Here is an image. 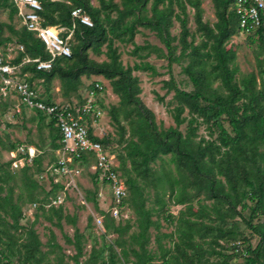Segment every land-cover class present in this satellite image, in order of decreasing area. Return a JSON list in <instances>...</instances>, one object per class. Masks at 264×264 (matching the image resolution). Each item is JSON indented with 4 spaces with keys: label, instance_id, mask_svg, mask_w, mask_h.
<instances>
[{
    "label": "trees",
    "instance_id": "16d2710c",
    "mask_svg": "<svg viewBox=\"0 0 264 264\" xmlns=\"http://www.w3.org/2000/svg\"><path fill=\"white\" fill-rule=\"evenodd\" d=\"M37 1L41 5L39 16L43 27L67 29L65 35L61 34L63 38L72 30L71 38L76 44L69 42L70 56L53 59L49 71H37L35 63L24 62L26 59L47 61L51 56L23 24H14L16 16L21 19L13 0H0V11L7 12V22L0 21V48L5 49L9 44L21 46L22 50L17 49L10 62L18 66L19 76L30 74V78H24L28 82L41 80L46 92L51 83L58 80L62 98L75 97L78 105L84 103L79 93L82 77L96 76L109 82L112 93L119 99L116 106L109 107L114 132L93 139L107 149L114 144L117 146L118 169L127 190L122 206L129 205L135 214L131 224L129 220L115 221L110 213L100 210L97 204L99 182L93 176V191H88L84 200L93 202L96 212L102 216V241L99 245L94 240L87 258L80 261L83 242L75 229L74 239L65 240L75 251L69 258L71 264H151L156 257L147 248L151 228L155 232L154 242L162 264H204L209 257L224 258L223 242L235 247L237 252L232 256L243 258V264H264V222L252 223L264 217L263 29L249 36L252 42H257L262 55L257 61L256 73L238 76L235 53L226 48L228 41L239 31L237 17L230 9L233 0H211L216 19L213 24L203 20L200 0H119V3L97 0L99 7L92 6L89 0ZM174 6L179 9L178 13ZM187 8L193 10V32L187 27ZM73 9L86 14L92 26L73 22ZM174 20L180 27L178 37L170 34ZM139 28L155 33L164 49L148 43L133 45L131 54L139 62L125 66L114 42L132 44L135 35L140 33ZM176 40L178 44L172 45ZM89 52L104 55L105 60L97 62L89 57ZM151 54L165 59L167 67L186 61L182 72L193 85L192 92L179 90L172 79L162 82L166 93L173 91L172 99L177 104L173 109L175 127L160 128L153 112L139 98V80L132 73L144 71L151 76L157 75L155 67L145 61ZM215 83L218 86L214 87ZM40 99L45 104H55L49 96ZM6 107L4 104L3 109ZM30 110L37 115L38 123L48 120L44 124L48 129L49 150L51 154L56 152L61 138L56 121L40 111ZM186 110L188 119L182 117ZM198 118L208 126L209 136L217 133L214 140L201 138L195 142L197 127L193 125H197ZM185 122L183 134L179 127ZM223 122L228 123L231 132L224 128ZM32 145L37 153L30 163L27 153L19 155L25 164L18 173L10 168L11 162L0 164V264H69L64 261L63 253L56 254L53 263H44L49 254L56 250L61 252L62 248L52 242L46 244L47 251H42L32 226L27 228L21 224L26 205H34V210L39 211L44 220L57 227L61 226L62 219L72 226L75 224V217L64 215L62 206L45 207L63 187L52 184L45 190L35 179L34 175L44 172L42 159L46 152L43 146ZM2 146L5 147L4 143ZM17 148L15 144H9L6 149L11 152ZM166 156L174 170L165 165L163 158ZM158 161L160 164L154 168ZM56 162L57 158L53 156L52 164ZM82 163H87L86 157L82 158ZM200 195L204 197L197 199ZM149 197L153 198L156 208L146 207ZM194 199H197V209L192 204ZM206 201L211 203L206 205ZM170 203L184 206L175 222L169 214ZM237 208L249 210L245 225L258 238L254 248L248 246L244 251L237 250L236 244L244 243V239L235 226H227V219L240 215ZM211 214H215L220 224L211 226L198 222ZM154 215L156 220L152 219ZM160 217L165 223H174L172 232H159ZM92 220L89 217V222ZM113 234L116 235L113 242H106V237ZM167 238L174 239L169 248L162 243V239ZM197 239L202 243H197ZM96 245L99 246L96 248Z\"/></svg>",
    "mask_w": 264,
    "mask_h": 264
},
{
    "label": "rangeland",
    "instance_id": "374dc122",
    "mask_svg": "<svg viewBox=\"0 0 264 264\" xmlns=\"http://www.w3.org/2000/svg\"><path fill=\"white\" fill-rule=\"evenodd\" d=\"M90 4L94 7H99L97 0H89ZM115 3H119V0H114ZM201 8L203 9V20L207 21L209 24H213L216 19L214 16V10L211 0H200ZM175 8V6H174ZM179 9L175 8V13H178ZM187 13V27L190 32H193L195 29V25L193 22V10L191 8L186 9ZM149 17V13L146 14ZM0 21L7 22V12L0 11ZM14 24L16 26L22 25V21L18 20L16 16L14 20ZM62 35H65L68 31L65 28H58ZM138 34L135 35L132 44L131 43H123L120 44L117 41L114 42V46L118 47V51L121 54L122 64L127 66H133L134 63H138L139 61L131 54V50L133 49V45L142 46L145 43H148L152 46H156L158 48L164 49L162 43L158 40L155 33L150 32L149 30L139 28ZM180 33L179 23L175 20L173 21V27L170 29L171 36L178 37ZM69 35V34H68ZM66 35V37L68 36ZM69 42L72 44H76L72 41V38L68 36ZM251 38V37H250ZM249 36L242 34H235L226 44L227 49H231L235 53V66L239 70L240 75H246L251 72L256 73L257 71V61L262 59V55L259 53V46L257 42H252ZM178 42L173 41L172 45H177ZM1 49V48H0ZM1 54L7 60H13L17 54V48L14 44H9L5 49H1ZM179 54V48L176 50L175 55ZM89 57L97 62H101L105 60L104 55H94L89 52ZM145 61L149 62L152 66L155 67L157 75L151 76L149 72L144 71H134L132 73L133 76L137 77L139 80V86L141 89V93L139 98L142 104L154 114L155 121L160 128L167 129L168 127H175L174 119H173V109L177 105L175 100L172 99L173 91L166 93V89L162 88V82L168 81L169 79L173 80L174 85L181 91L184 92H192L194 90L193 85L189 81L188 77L182 72L183 67L186 65V61L182 60L179 63H173L170 67H167V61L162 58H156L155 54H151ZM30 76V75H29ZM237 76V77H238ZM101 82H100V81ZM99 82L103 87L101 93L97 95V101L99 102L97 106V110L100 111V115L98 116L95 122H92V125H95V129L98 134H113L114 129L111 123V114L109 112L110 106H116L118 104V97L114 95L111 91L110 85L108 81H105L101 77L91 76L89 79L85 77L81 78L82 85L80 86L79 93H81L84 98L86 92L88 91L87 87L93 82ZM35 87L37 93L40 98L44 100L49 96L51 102L62 104L66 103L67 100L61 96L60 93V85L58 80H54L49 86V92H46L45 87L41 80H35ZM218 86V83L214 84V87ZM74 101V100H73ZM72 101V102H73ZM7 104L6 109H3V105ZM182 117L189 118L187 110L184 111ZM39 119L34 111L23 109V106L20 104L19 97L12 93L8 92L6 97L0 95V164L11 162L10 168L14 171V173H18L19 170L23 166L24 160L18 158L19 155H25L27 148H31L32 152L36 154V150L32 144H38L44 147L45 154L42 159V166L44 171L46 168L52 164L53 156L58 159L59 153L58 151L51 154L49 147V138H48V129L46 127V121L43 123H38ZM187 122L182 124L179 127V130L184 134L186 130ZM197 127L196 135L194 138L195 142L199 139L203 138L205 140H214L217 133H213L212 136H209V128L206 124L202 123L200 118L197 119V125H193ZM224 128L231 132V127L227 122H223ZM4 143L5 147L2 146ZM32 142V143H31ZM9 144H15L18 148L14 151H7V147ZM27 147V148H26ZM28 148V149H29ZM108 153L112 154L115 157L114 164L117 166L116 170L119 176L123 177V174L119 171V162L117 159V146L114 144L107 149ZM31 152V151H30ZM169 156L164 157L165 165L170 169H173V165L168 162ZM23 161V162H22ZM160 164L158 161L154 168ZM71 167L78 168L81 173L77 174L76 178H74V182L76 185L75 188H69L66 192V198L64 202L60 205L64 210V215H68L70 217H75V224L72 226L65 219H62L61 226L57 227L54 223H49L41 216L39 211L34 210V206L26 205L24 206L25 216L21 221V224L24 227L32 226L33 230L38 235V238L42 244L41 250L47 251V243L54 242L62 248V251L56 250L55 253H51L44 260V263L50 262L53 263L56 254L63 253L65 255L64 261L69 264L72 261L69 259L71 256L75 254L74 248L72 245H67L65 242L66 238L74 239L75 237V229L78 230L79 239L83 242V256L80 261H83L87 258L91 247L94 243V240L99 242L102 241L101 234L103 233V221L102 225L98 226L97 219H102L101 216L96 212L94 203L91 201H85V196L88 191H93V173L91 168H87V166H82L81 163L72 164ZM44 174V172L42 173ZM40 174V175H42ZM55 174V173H54ZM40 175H34L35 179L39 184L45 189H50L52 184H66L67 179L61 178L60 176L51 177L50 175L45 176L43 179H40ZM50 176V177H49ZM73 180V178H72ZM73 182V183H74ZM104 189V193L106 197L109 198L110 192L105 189V186H102V183H98V190ZM151 191V190H150ZM98 192V191H97ZM19 192L16 189L15 195ZM169 193H166L168 197ZM167 197L165 200L167 201ZM204 197L200 195L197 199ZM197 199L192 201L194 209L198 208L196 203ZM51 203V201H50ZM49 203V205H50ZM206 205H209L211 201L204 202ZM97 204L100 210H106L107 205L101 203V199L97 196ZM146 207H157L154 204L153 198L149 197L148 201L145 203ZM51 206V205H50ZM184 209V206H177L170 203L169 205V214L172 216L173 221L175 222L176 218L179 216V212ZM237 212L240 215H234L230 219H227V226H235L238 234L244 239V243L239 242L236 243L238 245L237 250H245L248 246L254 248L258 243V238L254 236L251 231L247 229L245 222L249 219V210L241 211L240 208H237ZM112 216V215H111ZM89 217H92L93 220L89 222ZM156 216L152 217L153 220H156ZM115 221L129 220L132 224L135 221V214L130 208L129 205L122 207L121 216L119 215L117 218H114ZM203 221L205 224L214 226L220 224L216 219L215 214H211L209 218H201L198 219V222ZM54 222V221H53ZM159 222L161 224L160 233L168 234L174 230V223H165L163 218H159ZM264 222V217H260L258 220H253L252 223L255 225L256 223ZM135 230V227L132 228L131 231ZM130 231V232H131ZM152 234L150 243L147 248L151 251L152 254H155L156 257L152 261L151 264H162V260L160 259L157 251V245L154 242L155 232L153 229H150ZM115 234L108 235L106 237V242L112 243ZM241 238V239H242ZM237 239V240H241ZM242 239V241H243ZM208 240V239H206ZM172 241L174 239L167 238L162 239V243L165 244L166 248L171 246ZM197 243L201 244L202 240L197 239ZM96 245V248L99 246ZM206 247V245H203ZM223 253L226 257H209L207 262H203L204 264H243V258L233 257L232 253L237 252L235 247L230 244L223 242ZM219 250V249H218ZM16 261V258L14 259Z\"/></svg>",
    "mask_w": 264,
    "mask_h": 264
},
{
    "label": "built area",
    "instance_id": "2783aa9c",
    "mask_svg": "<svg viewBox=\"0 0 264 264\" xmlns=\"http://www.w3.org/2000/svg\"><path fill=\"white\" fill-rule=\"evenodd\" d=\"M13 3L17 8V15L20 17L22 24L44 44L46 51L51 56V59L47 61L26 59L24 62L35 63L37 71H49L52 67L53 59L60 56H70L69 38L67 37H71L72 30L67 37L63 38L61 36L62 33L59 31L60 29L43 27L39 16L41 5L37 0H13ZM231 10L237 17L239 34L251 36L255 35L259 29L264 31V0H233ZM71 18L73 22L78 21L85 27L92 26L89 17L80 9H73ZM1 49L0 95L6 97L8 92H12L19 97L21 105L23 104L29 109L51 116L56 121L61 135L60 148L57 150L59 156L56 164L48 166L44 174L40 175V179L48 175L67 179L66 184L62 185L63 188L57 196L50 199V205L60 206L66 198L68 189H76L74 178L81 173V169L73 168L71 165L74 164L73 161L77 160L82 166H87L88 169L91 168L93 176L110 192L108 198L104 193V189L103 191L102 189L98 190L97 196L101 199V203L107 205L106 210H103V212L110 213L113 218L121 216L122 201L127 196L124 179L117 173V166L115 167L114 164L115 157L108 153L107 148L95 141L89 132L90 124L92 125V122H95L100 115V111L97 110L99 105L97 95L103 89L100 85L101 83L95 81L89 85L82 105H78L77 101L64 104H45L39 98L32 82L24 80L26 74L20 77L18 66L12 65L2 58ZM17 49L21 51L22 47L19 46ZM28 148L26 151L29 156L27 162L30 163L31 158L35 154L31 148ZM83 157L87 158L85 165L82 163ZM24 164L25 161L23 166ZM50 205L47 204L45 207L48 208ZM102 220H96L98 226L102 225Z\"/></svg>",
    "mask_w": 264,
    "mask_h": 264
},
{
    "label": "crops",
    "instance_id": "0c3cea01",
    "mask_svg": "<svg viewBox=\"0 0 264 264\" xmlns=\"http://www.w3.org/2000/svg\"><path fill=\"white\" fill-rule=\"evenodd\" d=\"M230 9H231V7H230ZM17 48V47H16ZM5 59V58H4ZM12 60H10V61H8V62H11ZM19 70H20V68H19ZM21 71V70H20ZM30 74H26V78L28 77V78H30L31 76H29ZM35 81V80H34ZM34 81H32V84H33V86H34V88L36 89V87H35V83H34ZM100 81V80H99ZM106 81V80H105ZM101 82V81H100ZM88 88V87H87ZM76 101V98L75 97H72L71 98V101H69V102H66V103H72V101ZM73 101V102H74ZM28 110H30V109H28ZM95 129V125H91L90 124V126H89V130H90V134L92 135V137L93 138H101L102 136H103V134H98L97 133V131L96 130H94Z\"/></svg>",
    "mask_w": 264,
    "mask_h": 264
}]
</instances>
